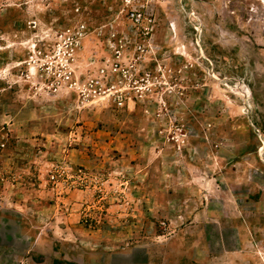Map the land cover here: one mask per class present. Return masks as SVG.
Masks as SVG:
<instances>
[{"label": "rangeland", "instance_id": "obj_1", "mask_svg": "<svg viewBox=\"0 0 264 264\" xmlns=\"http://www.w3.org/2000/svg\"><path fill=\"white\" fill-rule=\"evenodd\" d=\"M0 264H264V0H0Z\"/></svg>", "mask_w": 264, "mask_h": 264}, {"label": "built area", "instance_id": "obj_2", "mask_svg": "<svg viewBox=\"0 0 264 264\" xmlns=\"http://www.w3.org/2000/svg\"><path fill=\"white\" fill-rule=\"evenodd\" d=\"M129 19L133 22L134 25H141L143 24V20H145V15L140 8L133 7L129 11Z\"/></svg>", "mask_w": 264, "mask_h": 264}]
</instances>
